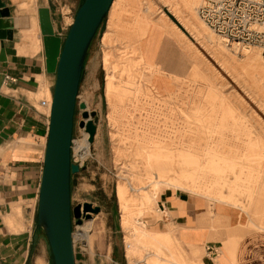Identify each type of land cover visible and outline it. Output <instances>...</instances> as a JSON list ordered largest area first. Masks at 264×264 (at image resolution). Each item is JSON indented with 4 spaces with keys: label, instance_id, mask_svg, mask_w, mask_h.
Listing matches in <instances>:
<instances>
[{
    "label": "rangeland",
    "instance_id": "obj_1",
    "mask_svg": "<svg viewBox=\"0 0 264 264\" xmlns=\"http://www.w3.org/2000/svg\"><path fill=\"white\" fill-rule=\"evenodd\" d=\"M53 1L64 43L83 0ZM198 1L115 0L89 47L71 154L80 165L71 189L78 263L189 264L174 240L160 248L149 232L164 229L159 198L171 189L240 207L249 228L264 229V61L258 47H227L197 15ZM160 47L177 53L178 69L158 64ZM84 111L97 132L81 158ZM147 206L150 217H140ZM44 240L34 254L55 264Z\"/></svg>",
    "mask_w": 264,
    "mask_h": 264
},
{
    "label": "crops",
    "instance_id": "obj_2",
    "mask_svg": "<svg viewBox=\"0 0 264 264\" xmlns=\"http://www.w3.org/2000/svg\"><path fill=\"white\" fill-rule=\"evenodd\" d=\"M53 2L0 0V10L16 25L10 37H0V264H48L33 246L45 242L38 202L56 82L47 67L41 10H48L62 41ZM105 88L107 94V78ZM175 190L159 198L164 229L149 227L158 247L174 240L189 264H264V229L249 228L240 207Z\"/></svg>",
    "mask_w": 264,
    "mask_h": 264
},
{
    "label": "water",
    "instance_id": "obj_3",
    "mask_svg": "<svg viewBox=\"0 0 264 264\" xmlns=\"http://www.w3.org/2000/svg\"><path fill=\"white\" fill-rule=\"evenodd\" d=\"M113 1L84 0L63 46L61 38L53 34L48 10H41L47 67L48 71L57 72V79L40 185L38 223L49 241L55 264H81L76 261L72 227V213L79 217L76 214L79 206L71 210L70 201V175L80 170L79 164L71 162L74 111L88 49ZM5 16L8 11L0 10L1 38L10 37L12 28L16 27ZM96 122L84 111L80 126L90 133V143L95 137Z\"/></svg>",
    "mask_w": 264,
    "mask_h": 264
},
{
    "label": "built area",
    "instance_id": "obj_4",
    "mask_svg": "<svg viewBox=\"0 0 264 264\" xmlns=\"http://www.w3.org/2000/svg\"><path fill=\"white\" fill-rule=\"evenodd\" d=\"M199 14L228 43L258 47L264 56V0H204Z\"/></svg>",
    "mask_w": 264,
    "mask_h": 264
},
{
    "label": "bare ground",
    "instance_id": "obj_5",
    "mask_svg": "<svg viewBox=\"0 0 264 264\" xmlns=\"http://www.w3.org/2000/svg\"><path fill=\"white\" fill-rule=\"evenodd\" d=\"M115 1V0H114ZM114 1L112 2V5L114 3ZM203 1L204 0H199L198 1V5H197V15L200 17V19L203 21L204 25L206 26L207 24L205 23V21L201 18L200 14H199V9L201 7V5L203 4ZM111 5V7H112ZM110 7V9H111ZM109 9V11H110ZM109 11L106 13V15L109 13ZM105 15V16H106ZM103 20V19H102ZM74 21V20H73ZM102 22V21H101ZM73 23V22H72ZM207 27L209 29H211L213 31V33H215L216 35H219L218 37L224 42V44L227 46V47H230V48H235V49H243L244 51H249L250 49L246 46H244L243 44L241 43H237V42H227L226 39H224L220 34H218L216 31H214L209 25H207ZM164 36V35H163ZM66 39V38H65ZM92 43V42H91ZM63 46V44H62ZM260 49V48H259ZM89 50V49H88ZM256 52V51H255ZM259 54L261 55L263 61H264V56L262 55V52L260 50H258ZM177 53L175 52H172V51H168V50H164L162 47H160L158 49V64H162L163 66H165L167 68V66L169 67H175L176 69H178V65L177 63L175 64L173 60V58L175 57ZM255 55L257 57L258 56V53L256 52ZM182 57L180 54H178V59H184L183 57L182 58H179ZM185 60V59H184ZM110 61V60H109ZM109 63V62H108ZM154 65V64H153ZM107 66V65H106ZM107 68V67H106ZM113 69L115 70V66H113ZM83 70V69H82ZM56 73V79H57V72L55 71ZM108 77H107V82H108V88H107V94H111L113 95V91H112V80L115 79V76L114 75H111V73H108L107 74ZM127 83H131V79L129 77V80L127 81ZM106 87V85H105ZM78 93H79V88H78ZM78 97V95H77ZM118 97L120 99H123V95H118ZM53 98H54V94H53ZM52 105H53V99H52ZM52 105H51V111H50V118H51V112H52ZM76 105H77V98H76V104H75V111H74V124H75V114H76ZM49 129H50V121H49ZM73 131H74V128H73ZM96 132H97V129H96ZM48 134H49V130H48ZM96 134V133H95ZM89 137H90V133L86 130V127H84V139L82 140L81 144L78 145V149L77 151L79 152L80 151V156L81 158H84V155H86L88 153V150L91 146V143L89 142ZM73 143H74V139H73V136H72V142H71V154H72V148H73ZM47 146V144H46ZM77 152V153H78ZM46 153V152H45ZM72 162V160H71ZM71 174H74V173H71ZM43 175V174H42ZM70 180H71V175H70ZM155 181V180H154ZM160 181V180H159ZM158 188H160L161 186V182H158ZM163 184V183H162ZM70 191H71V187H70ZM157 191V190H156ZM155 191V192H156ZM159 196V195H158ZM154 198H156V193H155V196ZM70 201H71V210L72 208H74L72 206V197L70 196ZM123 205V204H122ZM150 206H147V207H144V208H141L140 211H139V216L140 217H143V218H148L150 217L152 211H150L151 208H149ZM39 209V207H38ZM90 213V212H88ZM86 213V214H88ZM91 214V213H90ZM94 219V218H93ZM93 219H88V220H85L82 224L79 225V231L82 232V228L85 227V228H91V224H92V220ZM140 221V220H139ZM130 222V221H129ZM136 223V222H135ZM139 223V222H138ZM132 224V223H130ZM142 226L141 227V232H144V229L147 227V222L145 221V219L142 221L141 223ZM136 228V227H135ZM134 230V229H133ZM138 231V230H137ZM146 232V231H145ZM150 232V231H149ZM138 237V236H137ZM149 237V236H148ZM73 243H74V249H75V239H74V233H73ZM130 254V253H129Z\"/></svg>",
    "mask_w": 264,
    "mask_h": 264
},
{
    "label": "trees",
    "instance_id": "obj_6",
    "mask_svg": "<svg viewBox=\"0 0 264 264\" xmlns=\"http://www.w3.org/2000/svg\"><path fill=\"white\" fill-rule=\"evenodd\" d=\"M83 2H84V0L82 1V3H83ZM82 3H81V5H82ZM81 5H80V6H81ZM80 6H79V8H80ZM79 8H78V9H79ZM77 11H78V10H77ZM105 17H106V16H105ZM105 17H104V18H105ZM104 18H103V19H104ZM102 21H103V20H102ZM101 23H102V22H101ZM100 25H101V24H100ZM99 27H100V26H99ZM98 29H99V28H98ZM97 32H98V30H97ZM97 32H96V33H97ZM95 35H96V34H95ZM94 37H95V36H94ZM93 39H94V38H93ZM86 58H87V56H86ZM86 58H85L84 65H83V70H82V74H81V78H80L79 88H80V85H81V80H82V75H83V71H84V66H85ZM73 134H74V131H73ZM72 176H73V174H71V180H70V187H71V189H72ZM53 259H54V257H53Z\"/></svg>",
    "mask_w": 264,
    "mask_h": 264
}]
</instances>
